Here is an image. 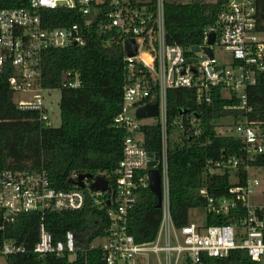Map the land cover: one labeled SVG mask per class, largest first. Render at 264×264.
<instances>
[{
    "label": "built area",
    "instance_id": "2783aa9c",
    "mask_svg": "<svg viewBox=\"0 0 264 264\" xmlns=\"http://www.w3.org/2000/svg\"><path fill=\"white\" fill-rule=\"evenodd\" d=\"M5 1V0H0ZM165 0H27L21 6L0 7V69H11L8 87L20 110L38 112V120L51 126L43 93L51 89L40 84L42 58L50 48L67 49L85 46L92 31L101 36L104 46L120 49L123 61V83L119 112L113 126L125 134L122 156L107 190H93V180L84 179V188L62 190L53 187L45 171L0 172V230L15 223L24 214L39 217L37 241L31 249L14 240H0V258L6 264L9 256L53 254L69 262L97 249L105 264H206L207 258H226L231 251L242 250L251 261L264 263V203L254 204L250 196L264 180L263 167L250 166L264 154V121L252 120L248 89L264 85V33L257 26V0H222L213 23L202 30L199 50H184L165 41ZM59 8L79 17L63 26L48 11ZM213 34L212 43L208 37ZM128 41L135 53L127 54ZM221 52L226 57L218 56ZM187 54V55H186ZM192 59L194 61H187ZM78 74L65 86L80 87ZM192 89L197 104H210L219 94L233 102L225 108L235 110L233 133L241 141L236 154L208 159L204 175L229 173L232 185L223 192L202 186L198 194L204 201V223L175 227L169 207V181L166 163L169 89ZM156 103V117L139 119L136 110ZM171 127L182 136L195 139L201 135L199 116L182 113ZM159 124L161 154L156 166L149 167V153L144 145L143 125ZM219 134V133H218ZM227 135V134H225ZM177 137V136H176ZM154 155V154H153ZM160 174L161 220L153 240L138 243L128 231V213L139 188L148 187V170ZM245 173L237 184V173ZM87 196L105 211L106 224L102 235L90 242L77 240L67 230L54 240L47 230L45 218L50 213L81 210ZM225 217V224L207 225V216ZM81 243V244H79Z\"/></svg>",
    "mask_w": 264,
    "mask_h": 264
},
{
    "label": "trees",
    "instance_id": "16d2710c",
    "mask_svg": "<svg viewBox=\"0 0 264 264\" xmlns=\"http://www.w3.org/2000/svg\"><path fill=\"white\" fill-rule=\"evenodd\" d=\"M27 0H5L2 6H21ZM222 0H191L188 3L164 1L165 41L180 45L184 50L201 44L202 30L213 23ZM257 26L264 33V0H257ZM55 17L52 26H63L78 21L72 11L59 8L48 11ZM187 55V54H186ZM120 49L107 47L95 30L85 46L67 49L50 48L42 58L40 84L44 88L60 90V126L53 128L38 120V112L20 110L12 100L8 87L11 69H0V172L45 171L53 187L68 190L77 186L73 182L79 174H104L109 183L122 156L125 132L113 126L121 103L123 61ZM74 73L81 82L78 88L65 84ZM252 112L249 118L264 121V85L248 89ZM167 123L170 136L167 141L166 163L169 181V207L175 227L189 223V212L203 208L199 188L223 192L232 185L229 173L204 175L208 159L236 154L241 141L230 134H218L219 119L235 116L238 112L226 109L233 100L223 98L217 91L210 104H197L192 89H169ZM199 116L201 135L195 139L182 138L171 127L181 109ZM144 145L148 153L161 154L159 124L143 125ZM177 136V137H176ZM250 166L263 167L264 154L256 156ZM245 173H237L240 184ZM161 220V208L148 187L137 190L136 202L128 213V231L138 243L149 242L156 236ZM39 217L24 214L14 224L0 230V240H14L31 249L37 241ZM107 217L87 196L84 207L74 212L50 213L45 218L47 230L54 240L65 231L74 232L78 240L90 242L102 235ZM207 225L225 224V217L207 216ZM10 264H105L102 253L91 250L78 260L69 262L53 254L37 256L19 254L7 258ZM206 264H264L251 261L244 251H231L226 258H207Z\"/></svg>",
    "mask_w": 264,
    "mask_h": 264
},
{
    "label": "rangeland",
    "instance_id": "374dc122",
    "mask_svg": "<svg viewBox=\"0 0 264 264\" xmlns=\"http://www.w3.org/2000/svg\"><path fill=\"white\" fill-rule=\"evenodd\" d=\"M167 2H174V3H188L191 0H165ZM218 56L226 57V55L222 54L221 52H217ZM44 97V104L47 108V113L49 116L50 124L53 128H57L60 126V110H59V101H60V90L59 89H51L47 92L43 93ZM20 98L19 95L14 96L12 95V100L17 101ZM151 119L148 118L150 121ZM232 120L228 117L219 119L216 126V131L219 134H228L233 133L232 129ZM257 176L260 177V185L256 188L255 192L250 196V200L254 204H263L264 203V180L262 179V176L260 175L262 172H255ZM204 213L203 209L196 208L192 209L189 212V221L195 224H203L204 223ZM77 238V237H76ZM78 240V238H77ZM81 241L80 239L78 240ZM81 244V243H79ZM0 264H6V261L4 258H0Z\"/></svg>",
    "mask_w": 264,
    "mask_h": 264
},
{
    "label": "water",
    "instance_id": "95a60500",
    "mask_svg": "<svg viewBox=\"0 0 264 264\" xmlns=\"http://www.w3.org/2000/svg\"><path fill=\"white\" fill-rule=\"evenodd\" d=\"M214 35L211 33L208 37V42L212 43ZM127 54L129 56L134 55L135 49L132 45V41L127 42ZM191 50L196 52L199 50L198 46H192ZM187 61H194L192 59H188ZM187 110H183L182 113H186ZM158 114V106L156 103L152 104H146L145 106L139 107L136 110V117L139 119L143 118H150V117H156ZM150 161L148 162L149 167L156 166V163L159 159L158 155H153L149 153ZM84 179L93 180V182L89 185L90 189H93L95 191L101 190L105 191L107 190V180L103 178L101 175H92L89 173L79 174L73 182L76 186L80 188H84L85 183ZM148 188L150 191L156 196L157 198V207L161 206V186H160V174L159 171L156 168H150L148 170Z\"/></svg>",
    "mask_w": 264,
    "mask_h": 264
}]
</instances>
